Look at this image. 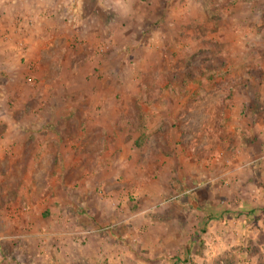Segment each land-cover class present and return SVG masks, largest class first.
I'll return each mask as SVG.
<instances>
[{
  "label": "rangeland",
  "instance_id": "obj_1",
  "mask_svg": "<svg viewBox=\"0 0 264 264\" xmlns=\"http://www.w3.org/2000/svg\"><path fill=\"white\" fill-rule=\"evenodd\" d=\"M12 21L0 264H264V0H0ZM33 29L56 86L19 80Z\"/></svg>",
  "mask_w": 264,
  "mask_h": 264
},
{
  "label": "crops",
  "instance_id": "obj_2",
  "mask_svg": "<svg viewBox=\"0 0 264 264\" xmlns=\"http://www.w3.org/2000/svg\"><path fill=\"white\" fill-rule=\"evenodd\" d=\"M32 10L35 11V6L32 7ZM34 25L35 24H33L31 26H34ZM0 26L3 27V29L5 27H11L12 31L14 30V28H16L14 21H12L11 23H3V22H0ZM19 26H21V25L19 24ZM34 35H35V29H33L30 32V34H24L22 32V35H21L22 39L20 38L21 40H15V41H25L26 40L28 42V44H30V46H31V43L33 44L31 47H29V52H30L29 53V56L26 57L28 63H27V61H25L23 63H22V61L21 62L19 61V65H18V68H19V72H18L19 73V80L20 81L26 80L24 77H26L27 72L30 70V68H31V70L33 72H35V68H37V69L43 68V71L42 72L45 74V76L43 77L44 83H46V85L48 86V88L49 87H52V86H56L57 84L60 83V79H61L60 78V75L63 74V70L65 69V66H64V64L60 60H58L56 58L52 61L51 53L48 55V50L46 49V47L50 48V47H52V45L57 44V42H58L57 39H58L59 35L57 34L58 36L51 37L50 38V41L49 40H46V41H48V43H46L44 45V47L41 48V50L38 51L39 53H37V54L35 53L34 50L37 49V48L40 49V47L37 46V44H34V43H37ZM49 35H51V34H48V36ZM5 53H7V52H5ZM20 55H21L20 57H25L22 54H20ZM40 60L41 61L49 60V61L45 62L42 65V67H41L39 65L40 64V62H39ZM33 64L36 65L37 67L36 66L34 67ZM61 66H63V69H61L62 68ZM55 70H57L56 73H54ZM22 75H23V79L21 78ZM57 76H59V77H57ZM62 257H64V255H62L61 258Z\"/></svg>",
  "mask_w": 264,
  "mask_h": 264
}]
</instances>
